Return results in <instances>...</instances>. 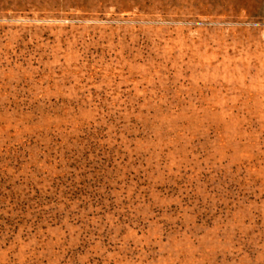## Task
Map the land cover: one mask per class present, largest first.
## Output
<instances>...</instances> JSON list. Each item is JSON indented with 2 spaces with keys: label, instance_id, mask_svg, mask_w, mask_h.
Masks as SVG:
<instances>
[{
  "label": "rangeland",
  "instance_id": "374dc122",
  "mask_svg": "<svg viewBox=\"0 0 264 264\" xmlns=\"http://www.w3.org/2000/svg\"><path fill=\"white\" fill-rule=\"evenodd\" d=\"M0 264H264V0H0Z\"/></svg>",
  "mask_w": 264,
  "mask_h": 264
}]
</instances>
